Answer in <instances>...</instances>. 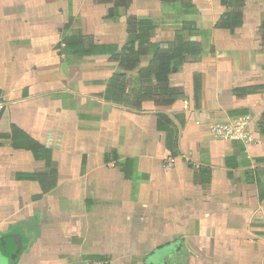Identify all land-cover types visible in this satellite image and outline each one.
I'll use <instances>...</instances> for the list:
<instances>
[{"label": "crops", "instance_id": "0c3cea01", "mask_svg": "<svg viewBox=\"0 0 264 264\" xmlns=\"http://www.w3.org/2000/svg\"><path fill=\"white\" fill-rule=\"evenodd\" d=\"M0 95V264H264V0H0Z\"/></svg>", "mask_w": 264, "mask_h": 264}, {"label": "trees", "instance_id": "16d2710c", "mask_svg": "<svg viewBox=\"0 0 264 264\" xmlns=\"http://www.w3.org/2000/svg\"><path fill=\"white\" fill-rule=\"evenodd\" d=\"M196 35V29L193 24L185 23L183 27L176 32L174 39L167 43L166 48L152 45L147 42V49L138 52L129 49L126 61L129 68L139 64L142 54L150 51L153 56L148 64V97H155L157 101L170 97L173 93L166 84L168 76L176 69L177 66L185 62L187 56L199 55L202 52V46L198 42L191 41L189 38ZM124 75H118L110 83V90L115 94L122 95L125 93L123 81ZM134 99L138 101L135 96ZM141 100V97L139 98Z\"/></svg>", "mask_w": 264, "mask_h": 264}, {"label": "built area", "instance_id": "2783aa9c", "mask_svg": "<svg viewBox=\"0 0 264 264\" xmlns=\"http://www.w3.org/2000/svg\"><path fill=\"white\" fill-rule=\"evenodd\" d=\"M4 99L0 95V109L4 107ZM215 133L218 136H222L224 138L232 137L233 136V131L230 126H219L215 129ZM174 162L173 159H168L167 161L164 162V167H167L168 165L172 164ZM86 264H109L107 261H89Z\"/></svg>", "mask_w": 264, "mask_h": 264}]
</instances>
